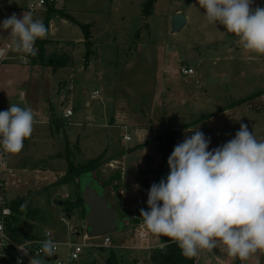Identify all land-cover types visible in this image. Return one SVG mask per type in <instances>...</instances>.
Wrapping results in <instances>:
<instances>
[{
	"label": "rangeland",
	"instance_id": "obj_1",
	"mask_svg": "<svg viewBox=\"0 0 264 264\" xmlns=\"http://www.w3.org/2000/svg\"><path fill=\"white\" fill-rule=\"evenodd\" d=\"M143 1H55L56 7L71 10L76 19L89 24V53L84 54L86 48L82 43L72 52L75 78L71 93L78 95L68 118L62 113L71 105L69 99H62L61 105L55 99V116L60 119L56 121L60 122L36 123L22 151L6 153L11 170L6 178L5 199L12 201L31 194L26 203L30 212L19 217L13 234L22 236L28 229L30 234H38L43 228H51L61 241H80L68 226L72 225L80 234L85 231V216L80 215L79 208L68 215V225L60 220L64 217L62 201H71L78 195V179L41 188L61 176L66 167L65 154L78 164L97 156L103 159L91 171L93 179L104 187L120 217L129 216L136 221L128 220L122 229L112 233L110 245L83 248L78 264H106L105 258L110 254L118 264H152L151 251L163 245L165 237L150 233L140 217V209L147 205L146 192L141 188L150 189L156 183L162 163L157 141L152 140L161 116L178 129L179 143L198 127L210 139L209 150L234 138L241 123L247 124L258 140L264 139V55L248 53L241 47L211 50L234 35L220 24H208L207 20L202 24L198 4L190 6L189 0H155L151 13L142 15ZM255 7H264V0H253ZM175 10L184 14L190 10V14L187 13L182 29L170 32ZM55 20L58 32L54 35L72 40L82 38L77 25L60 17ZM185 44H198L199 49L205 50L194 61L177 63L175 54ZM88 59L91 62L83 67ZM181 66L193 68L195 74H180ZM94 90L96 96L91 95ZM226 106L229 107L224 109ZM87 114L94 119H87ZM123 134L129 139L123 140ZM118 187L126 193L134 191L126 201L137 205L130 215L120 206ZM139 225L144 235L141 238ZM257 255L259 264H264V253ZM194 264H256V257L248 261L229 257L221 244L212 251L200 250Z\"/></svg>",
	"mask_w": 264,
	"mask_h": 264
},
{
	"label": "clouds",
	"instance_id": "obj_2",
	"mask_svg": "<svg viewBox=\"0 0 264 264\" xmlns=\"http://www.w3.org/2000/svg\"><path fill=\"white\" fill-rule=\"evenodd\" d=\"M208 24H220L237 37L246 52L264 55V7L253 8V0H197ZM7 31L8 51L36 57V41L48 29L32 12L13 13L0 21ZM5 49L0 48V56ZM33 110L10 104L0 111V151L17 154L34 131ZM175 145L168 157L166 179L148 191V210L140 209L146 229L176 243L183 256L194 258L200 250L219 245L229 257L248 261L264 253V139L258 140L248 125L241 123L234 138L209 150L210 139L197 128ZM26 209V204L21 205ZM0 238L7 240L0 226ZM18 250L29 254L26 244ZM51 239L39 242L29 264H44L56 255ZM18 264L20 261L18 260Z\"/></svg>",
	"mask_w": 264,
	"mask_h": 264
},
{
	"label": "crops",
	"instance_id": "obj_3",
	"mask_svg": "<svg viewBox=\"0 0 264 264\" xmlns=\"http://www.w3.org/2000/svg\"><path fill=\"white\" fill-rule=\"evenodd\" d=\"M24 1L25 2L23 3L22 0H18V2L17 0H0V21H3L6 17H9L13 13H16L19 17L22 15L23 12H32L34 18L41 19L42 21H44V18L46 16H48V25L46 26L48 29V35L44 39L47 42L42 44V49L45 53L64 51L67 55H69L70 62L61 67L51 68L48 65L40 63L39 52L36 57L25 58L22 53L9 51L6 58L0 62V110L4 111L5 109H8L10 104H18L21 107H29L33 110L36 123L44 125L50 123H59L60 121H56L60 119L58 118V116H55L56 111L54 107V102L55 99H57L61 105L62 99L64 100L68 98L71 105H68L66 108L71 107V109L73 110L72 103L74 102L75 96L78 94L76 92L71 93V91L74 89L73 79L75 78V69L73 65L74 59L72 52L75 51L76 47L79 44L82 43L83 46L84 44L83 34L82 38L78 37L75 40H72L66 36L54 35L55 32H58V29H56L58 22L55 19L58 17L64 18V20H67L72 24L74 23L70 20V17L79 22L81 21L75 18L74 12H72L71 10L65 7H56V0H54L52 3H46L44 8H40L38 12H35L34 10L31 11L28 9L31 0ZM189 1L190 6H192L193 4H198L197 0ZM63 10H67V13H64ZM201 11V23L203 24L204 21H206V18L204 15V10L201 9ZM174 13H181L185 17L187 23V13L190 14V10H187L186 14L179 10H175ZM63 22V20L60 21V24H63ZM7 36V31H0V45L8 42L6 40ZM237 39L238 38L234 36V38L228 40L225 44H221V48L219 46H215L216 48H211V50L221 52L233 47L235 49H239L240 46L238 44H234L232 47H228L230 43H236ZM109 44L111 45L113 43L109 42ZM185 45L186 46L183 47V50L181 52L175 54L177 58V63H180V60L184 56L185 50L187 48H194L196 50H199L198 47L199 45H201V43H199V45L197 44L196 47L195 45L191 44ZM204 50L205 48L203 47L202 50L199 51V57L201 52H203ZM90 62V59H88L85 64L83 62V67L88 65ZM199 85L202 86L201 83ZM107 101L111 100L107 99ZM87 105L88 103L86 102L85 106ZM86 117L87 119L90 118V121L94 119L93 116L90 114H87ZM127 151L129 152L130 149ZM117 189H119L118 192H120L121 194L120 206L127 211L128 215H130L131 213H133V210L137 205L135 203L126 204V201H129V196L134 194V191L126 193L122 187H118ZM141 191L143 193L146 192V194H144V202H147L149 188L143 187L141 188Z\"/></svg>",
	"mask_w": 264,
	"mask_h": 264
},
{
	"label": "trees",
	"instance_id": "obj_4",
	"mask_svg": "<svg viewBox=\"0 0 264 264\" xmlns=\"http://www.w3.org/2000/svg\"><path fill=\"white\" fill-rule=\"evenodd\" d=\"M155 0H144L141 4L140 13L142 15H149L152 11V6ZM70 20L81 29L83 34V44L86 48L85 55L89 53V24L79 22L70 17ZM48 16L44 18L43 23L47 26ZM44 39H38L36 41L37 49L39 52V60L40 63L44 65H48L51 68H57L66 65L70 62V57L64 51L45 53L42 49V44H44ZM258 93V92H257ZM256 94V93H255ZM229 106H226L224 109H227ZM191 124V123H190ZM188 124V125H190ZM179 131L178 129L171 126L170 123L163 121V116H161L160 124L158 126L157 134L153 137V141H157V149L161 153L162 161L166 156L170 155L173 151L176 144L179 143ZM64 160L66 163L65 170L59 175L58 178L52 181L50 184L43 186L41 189H47L49 187L64 184L67 182H72L74 178H77L81 173L92 171L97 168L101 163H103V159L100 156L89 159L84 163H76L73 162L68 154L64 155ZM162 165V163H161ZM160 165V166H161ZM162 167V166H161ZM157 173L159 172L160 168ZM157 183V181H156ZM31 198V194H27L25 197L20 196L14 198L12 201H9V207L11 209V214L7 218V227L10 230H15V224L19 220L21 215H28L30 210L21 209L22 204H26ZM71 201H62V206H64V215L68 216L74 209L79 208V213L81 216H84V208L82 204V199L78 195ZM130 221H136V218L130 217ZM28 227V226H27ZM30 229L26 231V234H30ZM163 245L161 247H154L149 255V259L152 264H194V258H187L182 255L180 248L174 242H172L169 238L165 237L162 240ZM106 264H118L114 259L113 255L110 254L105 258Z\"/></svg>",
	"mask_w": 264,
	"mask_h": 264
},
{
	"label": "built area",
	"instance_id": "obj_5",
	"mask_svg": "<svg viewBox=\"0 0 264 264\" xmlns=\"http://www.w3.org/2000/svg\"><path fill=\"white\" fill-rule=\"evenodd\" d=\"M52 2L53 0H31L29 3L28 9L33 11L36 7H41L45 4V2ZM8 42L0 45V48L5 49V54L0 56V62L4 60L8 54V50L6 48ZM24 56V54H23ZM25 57V56H24ZM28 58V57H25ZM179 73L182 75H194L195 70L191 67L181 66L179 67ZM92 96L97 95V91H93L91 93ZM72 113L71 107L65 109L63 116L69 117ZM123 140H128L129 137L127 134L122 135ZM10 167L7 162L6 152L0 151V226L3 228V233L5 236L8 237V241L0 238V264H18V260L20 264H29L30 258L35 255V252L39 248V242L45 239H51L57 244V251L56 255L51 258L45 257L44 264H78L80 253L83 252V248H102L106 247L111 244V236L110 235H102V236H95L90 237L87 235L85 231L81 234L78 230L71 228V233L76 234V237H80V241L71 239L66 241H61L57 238L51 228H43L41 233L38 234H26L23 233L21 236L18 235L17 237L13 234L15 230H10L7 227V218L11 214V209L9 207V201L5 199L4 196V189L6 178L10 173ZM60 217V220L63 224H69V216ZM141 231L138 233V237H143L142 233V225ZM19 244H26L27 247L30 249L29 254L24 256L19 250ZM60 251V254H59ZM84 264H89L84 262Z\"/></svg>",
	"mask_w": 264,
	"mask_h": 264
},
{
	"label": "water",
	"instance_id": "obj_6",
	"mask_svg": "<svg viewBox=\"0 0 264 264\" xmlns=\"http://www.w3.org/2000/svg\"><path fill=\"white\" fill-rule=\"evenodd\" d=\"M185 17L181 13H175L171 16L170 32H176L185 25ZM236 43H230L228 47H232ZM226 48V47H224ZM222 48V49H224ZM194 48H187L185 54L180 60V63H188L199 58V51ZM162 161V167L157 173V183L162 179H166L169 174L168 157ZM79 196L82 199L85 216V232L90 237L111 235L112 233L122 229L124 223L130 217H120L115 211L110 199L107 196L106 190L93 179L91 172H83L78 177ZM148 210V206L143 207Z\"/></svg>",
	"mask_w": 264,
	"mask_h": 264
},
{
	"label": "flooded vegetation",
	"instance_id": "obj_7",
	"mask_svg": "<svg viewBox=\"0 0 264 264\" xmlns=\"http://www.w3.org/2000/svg\"><path fill=\"white\" fill-rule=\"evenodd\" d=\"M145 206H147V205H145Z\"/></svg>",
	"mask_w": 264,
	"mask_h": 264
}]
</instances>
